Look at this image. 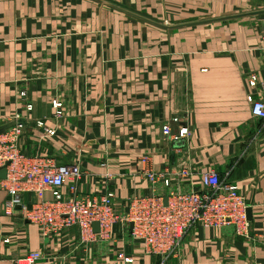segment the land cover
<instances>
[{
	"label": "crops",
	"instance_id": "1",
	"mask_svg": "<svg viewBox=\"0 0 264 264\" xmlns=\"http://www.w3.org/2000/svg\"><path fill=\"white\" fill-rule=\"evenodd\" d=\"M221 21L231 23L201 27ZM262 29L264 0H0V126L24 120L23 153L79 164L78 192L114 191L120 213L133 196H167L170 188L159 182L154 191L145 170L174 173L186 161L190 175L172 187L190 191L218 171L245 196L249 232L195 226L163 264H264V120L247 99L253 72L264 85ZM166 123L189 136L172 140ZM7 185L0 179V264H23L33 250L43 253L33 264H161L123 222L89 242L77 226L43 235L24 206L52 200L51 190L24 191L6 209Z\"/></svg>",
	"mask_w": 264,
	"mask_h": 264
},
{
	"label": "built area",
	"instance_id": "2",
	"mask_svg": "<svg viewBox=\"0 0 264 264\" xmlns=\"http://www.w3.org/2000/svg\"><path fill=\"white\" fill-rule=\"evenodd\" d=\"M261 37L264 51V29L261 30ZM249 86L252 91L247 99L251 104L252 114L264 120V85L261 84L257 72L251 74ZM28 108L31 109L32 106L29 104ZM39 124L43 126V122ZM21 127L13 126L0 133V168H7L8 177L11 179L8 209L21 204L22 191L34 190L42 196L46 189L52 188L54 202L42 201L32 207L24 206L29 220L39 223L42 229L49 226L56 229L50 230V233L61 232L77 225L82 240L89 242L96 235H109L115 224L123 222L129 227L131 237L144 243L145 252L160 256L163 264L180 251L186 234L195 226L222 228L232 225L236 235H246L250 230L251 221L247 212L249 205L245 196L236 182L221 177L218 171L205 172L201 178L202 190L190 191L171 186L173 178L179 183L190 175V166L186 161H181L179 169L173 171L174 173L145 170V176L154 191L159 182L172 188L167 196L158 192L133 196L126 202L124 213H120L115 204L114 191L93 197L77 195L78 182L83 175L79 164H49L51 162L48 158L24 162L15 142V135H19ZM162 132L174 141H181L188 134V129H180L178 133H174L171 124L166 123ZM18 162H24L27 168L18 172ZM20 173L22 177L19 176ZM64 186L72 193L70 199H66L61 191ZM95 222L100 224L98 233L93 228ZM42 256V251L36 250L26 259L33 264ZM125 260L133 261L128 257Z\"/></svg>",
	"mask_w": 264,
	"mask_h": 264
},
{
	"label": "rangeland",
	"instance_id": "3",
	"mask_svg": "<svg viewBox=\"0 0 264 264\" xmlns=\"http://www.w3.org/2000/svg\"><path fill=\"white\" fill-rule=\"evenodd\" d=\"M215 14H212V13H208V14H205L204 13V20L205 19H207V18H212L213 16H214ZM197 19H200V18H197ZM231 22H227V21H221V22H216V23H207L206 25H202L201 27H213V26H216V25H222V24H226V25H228V24H230ZM225 26V25H224ZM200 26H196V28H201ZM191 28V27H190ZM192 28H194V27H192ZM251 76V75H250ZM250 76H249V78H248V84H249V80H250ZM252 91V90H251ZM250 91V92H251ZM249 92V93H250ZM248 93V94H249ZM248 96V95H247ZM20 97L23 99V100H25L26 101V107H27V110H29V111H31L32 109H33V104L31 103V102H29L28 101V92L26 91V90H22L21 92H20ZM28 101V102H27ZM31 105L32 106V108L31 109H29L28 108V105ZM52 105H53V108L55 109V115L56 116H62L63 115V107H64V103L61 101V100H58V99H54L53 100V102H52ZM42 121H40V122H38V125L39 126H41L39 123H41ZM19 125H21L22 126V124H16V125H14V126H19ZM43 126H44V123H43ZM164 126V125H163ZM163 128V127H162ZM185 128V127H184ZM183 128V129H184ZM9 129V128H8ZM7 130V129H6ZM49 130H52L53 132L52 133H50L49 132ZM13 131V130H12ZM46 131H47V133L48 134H50V135H54V133H55V130L54 129H51V128H47L46 129ZM5 132V131H4ZM189 134H190V131H189V129H188V134L186 135V137H184V138H187L188 136H189ZM20 135H21V131H20V133H19V135H18V133H16V135H15V142H16V147H17V150H18V152L21 154V155H23V160H24V162L25 161H28V162H33V161H39V159H44V158H48V160H50L49 162H51V163H49V164H59V162H57L56 161V159L53 157V156H49V155H43V154H35V155H32V156H29V155H26L25 153H23L22 151H21V147H20V145H19V137H20ZM52 160V161H51ZM54 161V162H53ZM24 162H18V164H17V170H18V172H22V168H27V165H25V163ZM8 165H10V163L8 164ZM7 165V166H8ZM14 166H16V164H14ZM6 170H7V168H6ZM216 171V170H215ZM13 174V173H12ZM19 176L20 177H22V173H20L19 174ZM12 177V176H11ZM5 180H7L8 181V185H7V187H8V189H9V186H10V183H11V179H10V177H8V170H7V177L5 178ZM181 182H182V180H181ZM181 182H179L180 184H181ZM172 186V185H171ZM168 187V188H172V187ZM48 189H50L51 190V193H52V195H53V190H52V188H48ZM48 189H46V190H48ZM45 190V191H46ZM68 190H69V192H68V195L65 197L66 199H70V197L72 196V193H71V191H70V189L68 188ZM26 191H33V192H36V191H34V190H26ZM45 191H44V193H45ZM170 191V190H169ZM22 192H24V191H22ZM22 192H21V200H22ZM40 197H42L43 195H44V193H43V195L41 196L38 192H36ZM169 193V192H168ZM9 194H10V192H9ZM80 194L81 193H79L78 192V190H77V195L78 196H80ZM116 194V193H115ZM152 194V193H151ZM84 196H91V195H89V194H83ZM150 195V194H149ZM91 197H93V196H91ZM11 198V197H10ZM117 199V198H116ZM42 201H44V202H54L55 201V197H54V195H53V199L52 200H39L38 202H36V204L37 203H39V202H42ZM35 204V203H34ZM115 204H116V202H115ZM6 209H8V202L6 203V207H5ZM11 209V208H10ZM26 216H27V218H28V220H29V215H28V213H26ZM31 223H33V224H35V225H37L38 227H39V229H40V232L43 234V235H45V236H49L50 234H55V233H50L52 230L53 231H55L54 229H52V228H49V227H47V228H44V229H42V227H41V225L39 224V223H37L36 221H34V220H29ZM77 226V225H76ZM78 227V226H77ZM79 228V227H78ZM68 229V228H67ZM51 230V231H50ZM80 230V229H79ZM57 233H59V232H57ZM80 234H81V232H80ZM131 236V235H130ZM132 238V237H131ZM133 239V238H132ZM134 240V239H133ZM6 241V240H5ZM6 242H8V241H6ZM138 242V241H137ZM33 251H36V250H33ZM32 252V251H31ZM31 252H29L28 254H27V256L31 253ZM180 253V251L179 252H177L176 254H174L173 256H175V255H178ZM26 256V257H27ZM172 256V257H173ZM26 257L25 258H23L24 259V263L23 264H30L28 261H27V259H26ZM171 257V258H172ZM161 258V257H160Z\"/></svg>",
	"mask_w": 264,
	"mask_h": 264
},
{
	"label": "water",
	"instance_id": "4",
	"mask_svg": "<svg viewBox=\"0 0 264 264\" xmlns=\"http://www.w3.org/2000/svg\"><path fill=\"white\" fill-rule=\"evenodd\" d=\"M113 6H114V5H113ZM115 7L118 8L119 10H122V11H124V12H126V13H128V14H130V15H132V16H135V17H137V18H141V19H143V20H146V21H148V22L155 23V24L160 25V26L168 27V26H165V25H162V24L156 23L155 21H153V20H151V19H149V18H146V17H144V16H142V15H139V14H137V13H134V12L128 11V10L123 9V8H120V7H118V6H115ZM23 123H24V120H19L18 122H17V121H13V122H10V123H8V124H4V125L0 126V133H3L6 129H8V128H10V127H13V126L16 125V124H23ZM6 177H7V170H6V168H5V167L0 168V179H5ZM18 207L21 208L22 206H18ZM247 212H248V218H249V219H252V218H251V210H250V208L247 210ZM93 228H94V231H95L96 233L100 232V224H99V222H95V223L93 224Z\"/></svg>",
	"mask_w": 264,
	"mask_h": 264
}]
</instances>
